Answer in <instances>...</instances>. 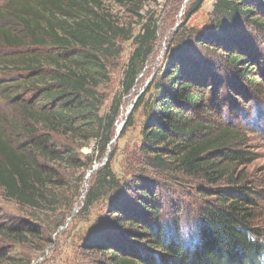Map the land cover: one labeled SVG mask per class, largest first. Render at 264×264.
Listing matches in <instances>:
<instances>
[{"label":"trees","instance_id":"16d2710c","mask_svg":"<svg viewBox=\"0 0 264 264\" xmlns=\"http://www.w3.org/2000/svg\"><path fill=\"white\" fill-rule=\"evenodd\" d=\"M6 9L4 18L12 23L0 26V49L14 53L0 55V68L2 75L11 72L14 78L0 82L4 101L0 190L6 200L30 212L32 222L42 223V216L54 213L65 201V212L73 206V197L55 193L60 187L56 169H91L112 146L120 102L101 115L104 98L99 88L108 80L109 62L119 55L118 29L97 0H8ZM213 14V29L232 40L209 36L197 43L192 39L189 48L203 44L206 52L221 49L227 53L229 68L240 77L251 76L253 69L245 61L255 40L241 44L238 29L247 27L264 39V0H218ZM156 36L155 25L148 22L133 39L123 94L130 92L142 73ZM233 49L236 54L229 53ZM215 74L178 55L166 63L145 104L140 147L144 161L142 166L133 160L135 184L121 189L110 169L111 155L93 172L84 201L86 212L113 189H120L119 195L132 193L133 201H113L110 229L86 239L82 243L86 253L98 255L103 264H261L264 260V245L256 240L261 234L252 224L257 200L233 174L237 163L246 159L243 151L231 149L242 141V134L237 127L214 120L216 104L205 102L203 96L208 84L217 86ZM141 101L135 102L133 111ZM131 126L132 114L124 130ZM91 141L96 160L79 153ZM140 166L162 176L181 173L207 186L224 182L227 188L205 195L213 199L206 207L173 209L164 206L162 197L158 200V187ZM183 212L191 221L187 236L179 226ZM37 235L33 228L0 219V244H22L24 237ZM9 259L0 252V264Z\"/></svg>","mask_w":264,"mask_h":264},{"label":"rangeland","instance_id":"374dc122","mask_svg":"<svg viewBox=\"0 0 264 264\" xmlns=\"http://www.w3.org/2000/svg\"><path fill=\"white\" fill-rule=\"evenodd\" d=\"M217 1L97 0L101 10L109 16L118 29L116 44L119 48L118 57L109 62L108 80L99 88L104 98L100 114H107L118 100L120 107L114 123L115 135L123 123L120 133L124 130L125 123L131 114L132 126L124 130V134L114 141L107 155L95 161L91 169H56L57 176L60 178V187L55 193L62 192L67 199L73 197V206L65 212L66 201H63L61 206L54 209V213L50 212L42 216L44 223L50 224L47 230L42 224L43 221L42 223L41 221L32 222L31 213L21 209L14 202L6 200L0 190V219H4V222L8 224L33 228L38 232L36 238L24 237L22 244H0V252L10 258L6 264H103V260L98 255L86 253L82 243L94 234L103 235L100 233L110 229L111 204L114 200L122 204L133 199L130 198L132 193L119 195L120 189L109 190L105 197L86 212L83 209L84 201L93 172L102 168L111 155L110 169L119 181L121 189L128 190L135 184L133 160H139L142 166L144 161L140 147L141 130L147 110L145 104L153 86L159 82L160 72L170 58L177 55L184 57L185 61L192 64L215 70L217 86L213 87L209 82L203 96L205 102L216 104V107L212 108L215 114L214 120L237 127L242 134V141L231 149H240L246 154V159L237 163L233 174L238 179H242L243 185L253 191L251 197L257 200L258 206L252 224L261 237L254 236V238L264 245V39L247 27H242L243 31L238 29V34L242 32L241 44L251 43V38L255 40V45H252L253 50L248 54L249 60L245 61L247 66L244 65L253 69L252 75L247 78L240 77L239 72L236 73L235 69L228 67L225 51L217 49V53L206 52L203 44L190 49L188 43L192 42V39L197 43L198 40H204L209 36L224 42L232 40L231 36L216 31L212 27ZM7 4L8 0H0V26L12 23L4 18ZM148 22L155 25L157 29L154 51L144 65L142 73L137 77L133 88L125 95L122 83L129 58L135 48L133 39ZM204 42L206 43V41L202 43ZM237 51L233 49L229 53L236 54ZM13 53L12 49H0V55ZM12 78L14 74L9 72L2 75L0 68V82ZM138 99H142L139 108L135 111H133L134 107L129 110ZM3 105L4 101L0 99V107ZM79 153L83 158L89 157L96 160L95 143L88 142L79 150ZM139 168L149 172L150 181L158 187L156 192L158 200L162 197L164 206L170 204L173 209L177 205L185 209L190 208L191 211L202 206L206 207V202H212L213 199L209 196L206 198L205 195L214 193V190L227 188L224 182L207 186L202 180L181 173H169V176H162L151 172L146 167ZM91 170L93 172L88 174ZM172 178L177 180L175 184L171 183ZM132 201L129 203L132 204ZM127 206H129L128 203ZM179 226L186 236L191 232V221L184 212L180 216ZM261 264H264V260Z\"/></svg>","mask_w":264,"mask_h":264},{"label":"water","instance_id":"95a60500","mask_svg":"<svg viewBox=\"0 0 264 264\" xmlns=\"http://www.w3.org/2000/svg\"><path fill=\"white\" fill-rule=\"evenodd\" d=\"M135 102H136V100H135ZM135 102H134V104H135ZM134 104L130 107L129 110H131V109L134 107ZM129 113H130V112H128V114H129ZM123 125H124V123L119 127L118 131L116 132L115 138H114V140L110 143V145L113 144L114 141L118 139V137H119V133H120V130L122 129ZM93 170H95V168H93ZM93 170H91L88 174H91V173L93 172Z\"/></svg>","mask_w":264,"mask_h":264}]
</instances>
